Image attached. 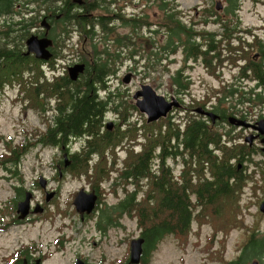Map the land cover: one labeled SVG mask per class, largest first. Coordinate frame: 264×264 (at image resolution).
<instances>
[{
  "label": "trees",
  "instance_id": "obj_1",
  "mask_svg": "<svg viewBox=\"0 0 264 264\" xmlns=\"http://www.w3.org/2000/svg\"><path fill=\"white\" fill-rule=\"evenodd\" d=\"M120 1L84 0L78 3L60 0V3L54 0L55 11L63 13H60V18L55 19V26L59 27V31L52 34L53 57L61 58L63 50H66L65 42H70L77 29L80 32V45L72 54H75L76 59L84 61L86 68L77 79H72L68 73L59 74L57 70L61 66L57 65L56 58L45 60L35 57L33 53H25L26 39L31 28L40 25L43 7L46 5V9H50V0H30L36 7V11L30 15H27L30 11H22L25 7L23 4L21 7L17 6L22 0H0V13L6 19L3 24L5 29L0 28V97L7 85H14L12 82L17 83L19 80L31 90L26 91L25 99L28 103L35 100V107L43 108L44 97L46 101L55 98L54 122L46 131L40 132L36 144L40 142L45 146L61 147L62 143L87 138L89 144L69 153L72 163L69 167L63 166V171L67 169L76 175L86 173L100 182L109 179L115 170L113 183L123 184L126 193L113 207L135 209L137 226L142 228V234L146 238L143 264L149 263L152 253L165 234H176L186 242L197 218L210 222L214 235L217 230L227 233L235 227H244L249 231L238 254L222 264H247L248 259L253 257H258L261 264H264V235L258 236V230L247 225L241 202L242 190L249 183L248 164L261 148L251 146L248 142H223L222 133L213 130L202 117L189 115L182 125L170 115L142 124V132L148 125L158 124L159 129L146 134L141 149L128 150L122 165L117 156L109 162L106 154L104 163H97V160L90 164L104 144L116 153V147L124 140H139L137 132L139 133L140 127L132 122L130 112V109H137L136 105L125 99L128 106L123 109L124 95L118 92L110 95L114 89L108 80L117 69L119 71L124 64H131L134 60L137 64L138 61L142 62L139 65L148 70L158 68L161 76L164 71H168L171 74L169 92L183 100L182 94L190 92L192 84L191 77L184 68L188 60L201 62L213 70L223 61L224 38L218 39L205 27L211 16L221 15L217 4L209 3L197 19L192 17L188 20L177 1L159 0L161 11L156 21H152L146 11L126 15ZM147 3L149 4V0ZM239 4L240 0H228L226 12H237ZM74 8H80L84 12ZM16 9L19 12L17 17ZM8 14L13 16L10 18ZM87 26L91 27L86 28ZM123 26H127L124 31L120 29ZM62 30L66 32V36H63ZM86 36L95 38V41L83 48L81 43ZM179 52L183 53L184 64L172 71L171 58ZM44 63L52 68V78L47 76ZM215 97L218 99L215 110H220L225 116L227 109L230 113L243 110L237 107L244 103L221 107L226 100L224 87L218 90ZM248 99L251 98L245 100ZM107 101L111 102L110 108L119 112L122 118L117 140L112 130L108 129L110 135L93 131L96 120L102 119L108 109ZM193 103L191 104L196 105ZM203 104L204 102L200 105ZM180 142L191 153H197L196 159L191 157L186 163L189 166L183 168L185 180L181 186L176 174L166 165L169 156L177 160V154L181 152ZM30 144L34 143L8 145L3 153L0 152V166L12 172L17 171ZM239 162L243 163L241 168L238 166ZM70 168L80 170L73 172ZM262 173L264 175V169ZM194 174L198 175L197 182L192 180ZM147 182L152 185L149 194L145 193ZM114 191L117 192V188ZM261 201L262 198L258 203L261 204ZM257 215L256 225L264 212L259 209ZM208 249L209 256L216 258L214 255L218 251H212L210 247Z\"/></svg>",
  "mask_w": 264,
  "mask_h": 264
},
{
  "label": "rangeland",
  "instance_id": "obj_2",
  "mask_svg": "<svg viewBox=\"0 0 264 264\" xmlns=\"http://www.w3.org/2000/svg\"><path fill=\"white\" fill-rule=\"evenodd\" d=\"M58 1L60 2V0ZM175 1H177L180 8L186 13L185 17L188 20L192 17L197 19L200 12H202L205 6L209 3L215 5L220 2L222 8H218L219 13L221 15L227 14L225 7L228 5V0ZM147 2L148 0L120 1V3L123 4V12L126 15L138 13L139 11H146L149 13V19L156 21L161 11L159 8L160 2L159 0H149L150 5ZM240 4L241 10L238 14L246 17V23H250V25L253 26L261 23V17H264V0H240ZM44 8L46 9V5L43 9ZM74 9L82 10L80 8ZM82 11L84 12V10ZM104 15H108V13H104ZM12 16L13 14H8V17L11 18ZM3 24L4 22L2 18H0V27L5 29ZM90 27L91 26H87L86 28ZM205 27L210 30L216 28L217 25L214 23H208ZM120 29L124 31L127 29V26H123ZM79 37L80 32L77 29L70 42H65L64 46H66V50H63L62 55H60L61 58H56L57 65H65L66 61L76 60L74 57L75 54L72 53L77 50L80 45L78 42ZM247 37L251 39L250 34ZM94 41L95 38L86 36L82 40L81 46L87 48ZM222 47L224 48V44ZM171 59L172 61L170 65L172 71L184 64L182 52L173 55ZM47 64L48 63L43 64L45 72L48 77L52 78L53 70L50 69L51 67ZM139 64L142 65L143 63L138 61L137 64L132 60L131 64H124L119 71L117 69L116 72H114L115 74L112 75L116 76L120 74V77L115 80L113 77V80H110L111 86L114 89L111 91L112 93L110 95L116 92L124 95L122 96L124 99L123 109H126L128 106L125 99L127 102H131V104H135L137 107V109H130V112L132 122L140 127L139 133L137 132L139 140L137 142L133 139H131V142L124 140L123 143L116 147V153L112 152L110 147L106 148V144H104L100 147V152L98 155L94 156L90 164L95 163L97 160V163H104V156L106 154L109 162L117 156L120 165H122L128 150L141 149L145 142L144 139L146 134L151 130L157 131L159 129L158 124L148 125V127L144 129V132H142V124L147 121V115L138 108L134 93L142 84L149 83L159 93L171 97L172 93L169 92L171 74L168 71H164L161 76L158 68L148 70V68L142 67ZM184 68L192 80L190 92L186 91V93L182 94V103L184 107H187V105H190L191 107H199L203 102H209V105H215L218 102L215 94L218 93L220 87H223V81H226L230 75V71L226 68V62L224 63L223 61L221 63L218 71L216 67L213 70L201 62H192V60H188L187 63L184 64ZM236 69H238V67ZM129 71L133 72L132 78L129 82H124L122 77H124ZM60 73L61 72H59V74ZM232 73L231 70V74ZM12 83L15 84L7 85L4 93L0 97V152L7 149L8 145H15L16 143L34 144L29 145L30 149L23 155L17 171L12 172L11 170L0 166V262L4 263L5 260L10 257H1L6 251L5 248L12 249L18 246V249L23 250L20 254L22 255L28 252L30 246L34 245V242H36L41 244L42 250L49 252V254H47L48 258L44 264H73L78 254L85 255L91 259L93 263L99 259H104L105 264H109L112 261H114L115 264H126V256L129 253V240L138 234L140 228L137 226L136 218L134 219V216L124 217L122 218L123 226L109 229L106 234H102L97 229L94 218L82 220L77 213H70L72 203L69 204L68 200L73 193L81 186H89V181L94 183H98V181L94 178H90L86 173L76 175L70 171H64L60 174L59 171H56L57 163H59L60 157H62L60 147L52 145L45 146L40 142L36 144V140L41 130L45 129L49 123L46 114L47 116L52 117L54 110L49 109L45 113L43 109H39V106H34L35 100L28 103V100L25 99L26 91H31L28 89V86L19 80H17V83L16 81H13ZM102 93L104 92L102 91ZM173 95L178 97L176 94ZM196 98L200 100L198 101ZM50 102L51 104L49 105L48 101H46L45 105L52 108L55 100L51 99ZM192 102L196 105H192ZM228 104L233 103L229 102L224 105L228 106ZM182 108L176 110L173 115V118L177 119V123H183L185 118L189 117V115H191V117L197 116L194 114L195 108H193L194 111L182 110ZM237 108L243 109L239 111V113H242L249 108V110H247L249 119L255 120L260 118V115L264 114V103L259 101L246 102L244 105L238 106ZM179 118H181L180 122L178 120ZM121 122L122 118L119 115L117 126L111 129L114 133L115 140L118 139V130ZM147 123L150 122L147 121ZM228 126L229 125H226L227 129L230 128H228ZM224 127L225 126H222L220 128ZM240 129L241 128L238 127L233 128V131L237 132ZM234 132H231L232 136H236V140H240L242 136L234 135ZM244 134H246V132ZM148 136H150V134H148ZM82 144H84V137L73 140L71 144L72 150L81 147ZM168 161L174 166L176 175H178L181 163H178L177 160H174L173 158H169ZM154 165L156 168L157 162H155ZM185 166L189 165L185 162ZM70 169L73 172H79L80 170ZM263 169L264 152L259 150L258 153L254 154L253 160L248 164L247 170L249 172V183L247 182L248 184L245 185L241 193V202L244 206L243 218L249 227H255L256 231L258 230V236L264 235V216L260 218L258 225H256V218L258 216L257 211L260 209L258 201L259 199L262 198L263 200L264 198ZM114 171L109 179L101 180L106 184L107 188H105V191L108 193V200L112 203H115L118 200V196H121L123 192H125L122 187L123 184L113 183V176L115 175ZM41 177L50 180L49 186L60 187L58 197H54L55 200L52 198L54 201L52 200L48 205V210L38 211L30 218H25L26 220L23 219L22 222H18L17 224L11 223L9 220L16 212L15 203L18 198L14 201V196L18 192L17 187L20 186L23 192L26 190L33 191L34 205L36 204L35 200L44 199V192L36 184L37 180ZM114 188H117V192L114 191ZM65 211H67L66 214L61 213ZM59 212L61 214H59ZM53 219L56 220V224L59 223V225H62L60 231L57 230L54 224H51ZM64 219L69 221V223L65 222ZM248 232L249 231L244 227H235L227 233L223 230H217L214 235L211 223L197 218L193 222V231L188 236L186 242H183L184 238H181L176 234H167L159 242L158 247L152 253L148 264H222L223 261L238 254L240 250L239 247L244 242ZM63 233L67 235L68 240L65 242L64 246H60L58 241L56 242V239L60 236L59 234L62 235ZM6 235H9L8 238ZM94 240L98 242L95 244ZM208 247H210L212 251H214V249L218 251V254L214 255L216 258H211L209 256L210 250ZM78 249H80V252H78ZM105 257L107 259H105ZM254 260H258L259 262L257 264H261V260L258 257L249 258L247 264H253Z\"/></svg>",
  "mask_w": 264,
  "mask_h": 264
},
{
  "label": "flooded vegetation",
  "instance_id": "obj_3",
  "mask_svg": "<svg viewBox=\"0 0 264 264\" xmlns=\"http://www.w3.org/2000/svg\"><path fill=\"white\" fill-rule=\"evenodd\" d=\"M71 2L72 1H69V3ZM22 4L25 6L24 8H22V11L23 10L30 11L27 15H30L36 11V7L33 4H31L30 0H27V1L22 0V2H19L17 6L21 7ZM238 8L239 9L237 10V12L236 10L233 12L230 11V12H227V14L225 15L211 16L209 19V23H214L217 25L216 28L210 29L209 31L214 33V35L218 39L224 38V43H223L224 48H223V53H222L223 55L222 59L224 63L226 62V68L230 71V75L228 76L226 81H223V84H222L225 90L226 100L224 101L225 103H223L221 107H226V105L224 104L229 103V102L235 103V104H242L246 102L259 101L261 103H264V17H261L260 24L256 26L250 25V23H246L245 16L238 14V12L241 10V4H239ZM42 11L44 14L41 17V21L44 17H46L47 21L50 24L49 29L47 30L46 27L43 26L40 21V25L38 24V26L37 25L32 26L31 31L33 33L38 34L39 36L48 34L50 37H52L53 33H56L59 31V27L55 26V22H56L55 19L60 18L63 12L55 11L54 0H50V9L45 10L44 8ZM15 15L16 17L19 15V12L17 9L15 10ZM0 18H2L4 23L6 22L5 15H2L0 13ZM31 31L28 37L32 34ZM62 33H63V36H66L65 31L62 30ZM249 34L251 35V39L247 37ZM51 50L53 51L52 47H51ZM51 58H56V57L52 56ZM78 61H81V60L76 59L75 61H71V60L66 61L65 65H62V64L60 65L62 69L57 70V71L63 73L64 75L66 73L69 74V66ZM221 63L217 64V67H216L217 71L219 70ZM237 67L238 69H236ZM231 70L233 72L232 74H231ZM113 77L115 80L120 77V74L110 77L108 80L109 83L111 79L113 80ZM122 80H123V77H122ZM223 87H220V89ZM220 92L222 91L220 90ZM167 98H170V97L168 96ZM247 98H251V99L245 100ZM53 99L55 100V98ZM43 101H44L43 108H39V109H43L45 113L49 109L54 110L52 117H49L46 114L47 121H49V123L45 129L41 130V131H46L48 127L54 122V117L56 114V107L54 103V106L50 108L48 105L47 106L45 105L46 99H44ZM180 102H181V105L178 107H173V109L168 113L166 117L171 115L172 119L177 120L176 118H173V115L175 114L176 110L184 107L182 103L183 101L181 99H180ZM208 103L209 102H204L203 105H199V106H202L205 110H212L216 112L215 114L216 116L214 118L206 114L205 112H201L197 110L198 106L191 107L190 105H187V107L182 108V110L191 111L193 110V108H195L196 113L193 110L194 113L197 115L195 116V118L202 117L203 119L207 120L213 130H217L218 132L222 133L223 142H226L227 144H234V143L239 144V143L248 142L249 145L251 146L258 147V148L262 147L263 142L261 139L263 137V134H259V131L255 128H252L251 126L247 127V126H244L243 124L234 123L232 122L231 118L232 116H236L241 119H247L251 122H255L260 118H264V114L260 115L261 116L260 118L254 120V119L248 118L249 116L247 114V111H244L243 113H230V110L227 109L225 110V113H226V116H225L222 114L220 110H217V109L215 110L216 108L215 105H209ZM48 104L50 105L51 102L48 101ZM106 106H108V109H106L105 113L102 116V119L96 120V123L94 124V127H93V131H96L101 134H108V129L111 130L115 128L118 124V119H119V112H116L115 110L110 108L111 107L110 101H107ZM187 119L188 117L185 118L182 125L186 123ZM178 120L180 122L181 118H179ZM226 125H229L228 128L229 127L230 128L227 129ZM97 126H99L98 130H97ZM222 126H225V127L220 128ZM237 127L241 128L243 131L240 129L239 131L234 132L233 128H237ZM231 132H234V135L242 136V138H240V140H236V136H232ZM245 132L246 134H244ZM248 134H253L256 136L252 144L246 140V136ZM88 142L89 141L87 140V138L84 137V144L82 145H85ZM71 144L72 142L61 144L60 149H61L62 157H60L59 163H57V168H56V171H59L60 174L64 172L63 166L69 167L72 163L69 157V153L73 151ZM179 148L181 152L177 154V162L181 163V167H180L179 174L175 176L177 179L180 180L179 186H181V183L183 182V180H185V177L183 176V168L185 167V162L187 163V161H189L191 157L196 159L197 153L196 152L191 153L188 149L185 148L184 144H182L181 142L179 143ZM216 149H219V148H216ZM169 158H172V156H169L168 159ZM168 159L166 161V165L170 166L172 171L176 174L175 172L176 170L174 169V166L171 164L170 161H168ZM242 164H243L242 162L238 163L239 168L242 167ZM65 171H67V169ZM192 180L197 182L198 175L194 174ZM49 182L50 180L45 177H41L39 178V180H37L36 182L37 186L40 189H42V191L44 192V199L35 200L36 204L33 205V202H34V198H33L34 193H33V196L31 199V210H30V213L25 218L27 219L30 218L38 211L48 210V205L51 203L54 197H58L60 193V187L59 186L51 187L49 186ZM88 184L89 186H81L78 190H76L73 193V195L68 200L69 204L72 203V208L70 210L71 214L77 213L80 219L82 220L94 218L95 225L102 234H106L109 231V229L123 226L122 218L127 217V216L128 217L134 216V211H135L134 208L117 207V206L113 207L114 204L119 202L120 199L125 196L126 192H123L121 196H118V200L115 203H112L108 200V193L105 191V188L107 187L104 181L98 182L97 183L98 186H96V183L91 182V181H89ZM83 187L87 190L88 193L94 191L97 195V198L95 200V206L90 212H88L87 210L83 211L82 208H78L75 202L77 192ZM17 190L18 192L14 196V201H16V198H18L17 202L15 203L16 212L14 213L12 218L9 220L13 224L22 222L23 219H25V218L19 217L17 206H18V202L25 197L27 190L23 192L20 186L17 187ZM150 191H152V185L148 184L147 182L145 193L149 194ZM47 193L50 195L49 198H48ZM36 207L38 210H35ZM66 212L67 211L61 212V213L66 214ZM61 213L59 212V214ZM64 220L65 222L69 223V221H67L66 219ZM55 221L56 220L53 219V222L51 224H54L57 230L60 231V229L62 228V225H59V223L56 224ZM142 232H143L142 228H139L138 234L136 236H133L129 240V253L126 256V261H125L126 264H132L130 263L131 240L134 237H144L145 240L143 242V251H142L141 261L139 263H136V264H143L142 259L145 254L144 249H145L146 238H145V235L142 234ZM59 235L60 236L56 239V242L58 241V244L60 246L61 245L64 246L65 242L68 240V237L65 233H63L62 235L61 234ZM166 235L167 234H165L161 238V240ZM8 236L9 235H6L7 238ZM97 242L98 241L94 240L95 244ZM17 247H14L12 249L5 248L6 251L1 257H6V256H10V257L9 259L5 260L4 263L0 262V264H35V263L44 264L46 259L48 258L47 254H49V252H46V250H42L41 249L42 246L39 243L34 242V245H31L30 249H28V252L22 255L20 254L23 250H20ZM78 252H80V249H78ZM105 259L107 258L105 257ZM79 260L82 261L80 262L81 264H105L104 259H99L98 261L93 263L91 259H89L88 257L82 254H78L76 256L75 262L73 264H78ZM109 264H115V262L112 261Z\"/></svg>",
  "mask_w": 264,
  "mask_h": 264
},
{
  "label": "water",
  "instance_id": "obj_4",
  "mask_svg": "<svg viewBox=\"0 0 264 264\" xmlns=\"http://www.w3.org/2000/svg\"><path fill=\"white\" fill-rule=\"evenodd\" d=\"M78 3H82L84 0H73ZM222 7L221 3H217V8ZM41 24L46 27L48 30L50 27L49 22L47 21L46 17H44L41 21ZM47 32V31H46ZM53 38L50 37L48 34L43 36H39L36 33H32L26 39L27 50L25 53L30 54L33 53L35 57L40 59L48 60L53 56V51L51 50V46L53 45ZM86 68V63L84 61H78L74 64L69 66V74L72 79H77L79 75L84 72ZM132 78V72L129 71L123 77L124 82H129ZM134 97L136 99V104L138 108L146 113L147 121H155L160 119L161 117H166L168 113L173 109V107H178L181 105L180 99L174 95L170 98L162 93H159L151 84L144 83L138 88L135 93ZM197 110L201 112H205L206 114L212 116L213 118L216 116V112L212 110H205L202 106L197 107ZM232 122L237 124H243L244 126H251L259 131V134H263L262 142L263 145L261 150L264 151V118H260L255 122H251L247 119H241L236 116H232ZM256 136L253 134H248L246 136V140L249 141L251 144L254 141ZM48 194V193H47ZM33 196V191L27 190L25 197L18 202V212L20 218H25L31 210V199ZM48 194V198H49ZM97 195L94 191L87 192V190L83 187L81 188L76 195L75 202L78 208H82V210H87L90 212L93 207L95 206V200ZM85 204V205H84ZM261 211L264 212V198L260 204ZM35 210H38L37 207ZM144 237H134L131 240V253H130V263L136 264L141 261L142 251H143V242ZM81 260L78 261V264H81ZM258 261H253V264H257ZM37 264V263H35Z\"/></svg>",
  "mask_w": 264,
  "mask_h": 264
}]
</instances>
